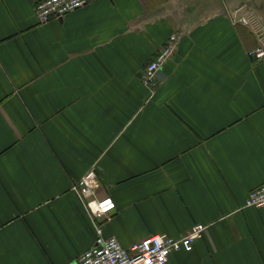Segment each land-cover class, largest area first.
I'll use <instances>...</instances> for the list:
<instances>
[{
  "label": "crops",
  "instance_id": "1",
  "mask_svg": "<svg viewBox=\"0 0 264 264\" xmlns=\"http://www.w3.org/2000/svg\"><path fill=\"white\" fill-rule=\"evenodd\" d=\"M0 0V264H77L95 243L89 169L124 248L206 226L167 264H264V59L244 0H89L39 23ZM260 15V14H259ZM154 86L138 75L169 35Z\"/></svg>",
  "mask_w": 264,
  "mask_h": 264
},
{
  "label": "built area",
  "instance_id": "2",
  "mask_svg": "<svg viewBox=\"0 0 264 264\" xmlns=\"http://www.w3.org/2000/svg\"><path fill=\"white\" fill-rule=\"evenodd\" d=\"M89 0H40L34 5V15L39 23L49 19H62L67 13L80 10ZM235 23L245 25L253 33L257 44L248 52L252 62L264 59V17L254 10H248L239 16H232ZM178 37L169 35L168 41L147 63L138 77L141 82L150 87L155 85L156 74L164 62L175 51ZM89 169L73 187L74 192L88 211L96 233L95 243L89 250H84L78 257L77 264H167L169 256L174 251L189 252L194 242L204 235L206 226L194 224L179 238L164 234L150 235L124 248L115 237H104V222L110 219L116 204L109 196L98 197L95 192L96 173ZM245 206L264 207V184L248 191Z\"/></svg>",
  "mask_w": 264,
  "mask_h": 264
},
{
  "label": "rangeland",
  "instance_id": "3",
  "mask_svg": "<svg viewBox=\"0 0 264 264\" xmlns=\"http://www.w3.org/2000/svg\"><path fill=\"white\" fill-rule=\"evenodd\" d=\"M244 3H246V6L257 8L259 14L264 17V0H244Z\"/></svg>",
  "mask_w": 264,
  "mask_h": 264
}]
</instances>
